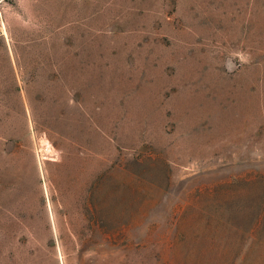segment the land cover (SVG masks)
Here are the masks:
<instances>
[{
    "label": "rangeland",
    "instance_id": "1",
    "mask_svg": "<svg viewBox=\"0 0 264 264\" xmlns=\"http://www.w3.org/2000/svg\"><path fill=\"white\" fill-rule=\"evenodd\" d=\"M0 264H264V0H0Z\"/></svg>",
    "mask_w": 264,
    "mask_h": 264
},
{
    "label": "trees",
    "instance_id": "2",
    "mask_svg": "<svg viewBox=\"0 0 264 264\" xmlns=\"http://www.w3.org/2000/svg\"><path fill=\"white\" fill-rule=\"evenodd\" d=\"M260 217H261V214L258 213V214L255 216V221H257L258 219H260ZM249 230H251V228H250ZM250 239H252V238H249V236H248V239H247V240L250 241ZM239 253H240V252H239ZM238 255H239V254H237L236 257H238Z\"/></svg>",
    "mask_w": 264,
    "mask_h": 264
}]
</instances>
